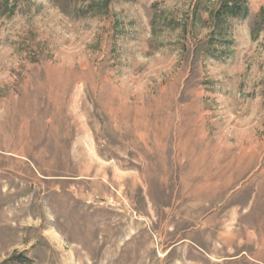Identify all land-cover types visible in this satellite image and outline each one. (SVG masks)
I'll list each match as a JSON object with an SVG mask.
<instances>
[{"label":"rangeland","instance_id":"1","mask_svg":"<svg viewBox=\"0 0 264 264\" xmlns=\"http://www.w3.org/2000/svg\"><path fill=\"white\" fill-rule=\"evenodd\" d=\"M0 264H264V0H2Z\"/></svg>","mask_w":264,"mask_h":264},{"label":"trees","instance_id":"2","mask_svg":"<svg viewBox=\"0 0 264 264\" xmlns=\"http://www.w3.org/2000/svg\"><path fill=\"white\" fill-rule=\"evenodd\" d=\"M2 0H0V4H1Z\"/></svg>","mask_w":264,"mask_h":264}]
</instances>
